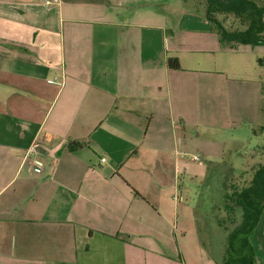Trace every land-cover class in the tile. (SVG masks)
Returning <instances> with one entry per match:
<instances>
[{
    "label": "crops",
    "instance_id": "obj_1",
    "mask_svg": "<svg viewBox=\"0 0 264 264\" xmlns=\"http://www.w3.org/2000/svg\"><path fill=\"white\" fill-rule=\"evenodd\" d=\"M48 1L0 0V264H218L178 168L207 75L253 47L176 0ZM251 243L264 264V209Z\"/></svg>",
    "mask_w": 264,
    "mask_h": 264
},
{
    "label": "rangeland",
    "instance_id": "obj_2",
    "mask_svg": "<svg viewBox=\"0 0 264 264\" xmlns=\"http://www.w3.org/2000/svg\"><path fill=\"white\" fill-rule=\"evenodd\" d=\"M255 1L260 4V0ZM242 47L222 55L230 81L214 87L207 75L209 81L203 82L201 112L206 110L213 117L202 119L200 128L193 129L187 152L180 157L176 182L178 195L186 199L191 210L199 239L216 262L222 260L225 235L234 226L218 201L231 192L235 177L227 165L221 168L222 163L228 159L233 167H242L244 162L237 153L251 149L254 155L257 146L264 144V129L260 130L264 127V47ZM230 60L228 67L225 63ZM235 64L240 69L235 70ZM236 140L243 143L238 145ZM194 156L199 158L198 162L193 160Z\"/></svg>",
    "mask_w": 264,
    "mask_h": 264
},
{
    "label": "trees",
    "instance_id": "obj_3",
    "mask_svg": "<svg viewBox=\"0 0 264 264\" xmlns=\"http://www.w3.org/2000/svg\"><path fill=\"white\" fill-rule=\"evenodd\" d=\"M179 1L186 12L203 16L208 21L222 47H264V4L255 0ZM167 67L179 69L178 60L167 59ZM67 146L73 152L81 149L83 144L69 142ZM257 149L254 155L251 149L237 153L245 166L235 168L228 159L222 163L221 168L227 165L235 177L234 183L230 184L231 192L220 196L218 201L234 226L225 235L224 252L218 264H255L251 235L264 209V144Z\"/></svg>",
    "mask_w": 264,
    "mask_h": 264
},
{
    "label": "built area",
    "instance_id": "obj_4",
    "mask_svg": "<svg viewBox=\"0 0 264 264\" xmlns=\"http://www.w3.org/2000/svg\"><path fill=\"white\" fill-rule=\"evenodd\" d=\"M44 4L45 5H50V2L48 1V0H44ZM39 153V151H38V149L36 148V146L35 145H32L27 151H26V153H25V155H24V160H26V159H28L30 156H33V155H35V154H38ZM193 160H195V161H199V158L198 157H196V156H194L193 157ZM101 161L102 162H104V159H101Z\"/></svg>",
    "mask_w": 264,
    "mask_h": 264
}]
</instances>
